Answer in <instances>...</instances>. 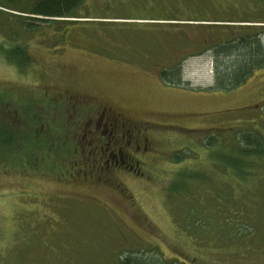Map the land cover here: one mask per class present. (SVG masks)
Returning <instances> with one entry per match:
<instances>
[{"label": "rangeland", "instance_id": "1", "mask_svg": "<svg viewBox=\"0 0 264 264\" xmlns=\"http://www.w3.org/2000/svg\"><path fill=\"white\" fill-rule=\"evenodd\" d=\"M31 2L0 0V128L16 144L0 146V264H117L139 249L264 264V165L240 178L206 144L217 133L223 151L234 130L262 126L264 63L232 86L237 56L209 48L182 60L179 79L160 74L180 50L239 33L264 50V0H82L60 19L25 12ZM15 44L24 66L7 56ZM111 109L127 121L106 168L91 144L108 137ZM178 179L187 187L171 194Z\"/></svg>", "mask_w": 264, "mask_h": 264}, {"label": "trees", "instance_id": "2", "mask_svg": "<svg viewBox=\"0 0 264 264\" xmlns=\"http://www.w3.org/2000/svg\"><path fill=\"white\" fill-rule=\"evenodd\" d=\"M82 4V0H32L29 7L25 12L31 13L34 15H41L46 18H64V17H74L75 9ZM38 19H42L37 17ZM27 19V18H24ZM67 21V20H65ZM234 21V20H229ZM23 29H33V25L29 21H22ZM257 32H261L264 29V26L256 27ZM66 27H64V30ZM63 30V32H64ZM259 35V33H258ZM15 35L13 34V37ZM255 35L247 34H236L229 36V39H222L217 44H212V46L202 44L198 47L197 50L192 51H182L177 52V58H174V62L165 64L160 69V74L165 78H177L179 79L180 65L182 60L188 57L191 54L199 53L203 49H213L215 56L223 54L225 56L235 54L236 59L227 66L226 74L224 77L228 80L232 86L239 84L240 81L251 71L252 68L264 63V50L260 42L259 37H254ZM15 38V37H14ZM241 46V47H239ZM201 48V49H200ZM7 56L10 61L16 63L17 66L21 67L26 65L29 62V57L24 46L15 44V47H12L8 50ZM216 58V57H214ZM216 64L217 61H216ZM219 76V75H218ZM239 76V79H237ZM262 112V123L256 125H248L245 129H238L232 132L233 140L230 144V147L226 150L220 151L223 149L221 141L218 140L216 135L206 138V144L208 146H215L218 158L224 160L226 164L233 165L234 174H238L241 178L242 176L246 177L247 174L253 172V168H256L258 165H264V108ZM2 138L0 139V146L3 147V152L8 153L9 150H16V144L13 146L15 141L14 132L9 130L4 131L1 129ZM41 142V141H40ZM5 145V146H3ZM13 146V147H12ZM11 148V149H10ZM230 151V154H227V151ZM226 151V152H224ZM20 158L23 159L25 165H29V160L27 155L18 151L16 153ZM245 169H242L241 167ZM180 178V177H179ZM186 182L178 179L175 180L172 188H170L171 194H176L173 192L178 189H186ZM180 187V188H179ZM117 264H176L173 261H168L165 257L162 256L161 252L154 253L149 251L139 250H128L116 256ZM179 264H182L179 262Z\"/></svg>", "mask_w": 264, "mask_h": 264}, {"label": "flooded vegetation", "instance_id": "3", "mask_svg": "<svg viewBox=\"0 0 264 264\" xmlns=\"http://www.w3.org/2000/svg\"><path fill=\"white\" fill-rule=\"evenodd\" d=\"M112 112L113 111L111 109L110 110L111 116H107L108 120L101 122V123H103V125L106 126V128L108 130V132H107L108 137L106 138L102 134L99 136L96 134V139L94 140V142L93 143L89 142V143H92L91 145H93V149L91 151V152H93L92 153L93 155L97 154L99 156V158L102 160L105 157L103 162H100V165H102L106 168L113 166L114 163H116L118 161V159L115 158L116 153L114 152V147L117 145L121 146L120 139L125 136V133H121L119 135L120 130L118 129V126H117V123H118L117 119L119 118L121 120L123 119L124 121L125 120L127 121V119L123 116L122 113H117L116 111H114L113 112L114 115H112ZM122 125H124L123 121H122ZM100 126H101L100 124L95 123L94 129L98 128L100 130ZM102 132H105V130L103 129ZM140 136H143V133H140ZM119 151L121 152V151H123V149L120 148ZM121 161H122V159H121Z\"/></svg>", "mask_w": 264, "mask_h": 264}]
</instances>
